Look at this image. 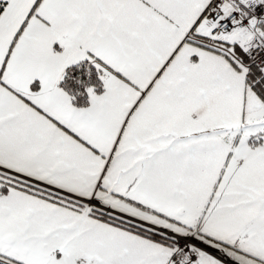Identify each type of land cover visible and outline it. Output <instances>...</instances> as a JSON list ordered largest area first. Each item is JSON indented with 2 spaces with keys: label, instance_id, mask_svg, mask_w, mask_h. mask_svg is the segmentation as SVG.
Masks as SVG:
<instances>
[{
  "label": "snow or ice",
  "instance_id": "1",
  "mask_svg": "<svg viewBox=\"0 0 264 264\" xmlns=\"http://www.w3.org/2000/svg\"><path fill=\"white\" fill-rule=\"evenodd\" d=\"M0 264H264V0H0Z\"/></svg>",
  "mask_w": 264,
  "mask_h": 264
}]
</instances>
